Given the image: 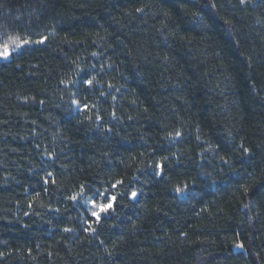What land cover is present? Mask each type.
Listing matches in <instances>:
<instances>
[{
    "label": "trees",
    "instance_id": "obj_1",
    "mask_svg": "<svg viewBox=\"0 0 264 264\" xmlns=\"http://www.w3.org/2000/svg\"><path fill=\"white\" fill-rule=\"evenodd\" d=\"M23 41L0 264H264V0H0V52Z\"/></svg>",
    "mask_w": 264,
    "mask_h": 264
},
{
    "label": "snow or ice",
    "instance_id": "obj_2",
    "mask_svg": "<svg viewBox=\"0 0 264 264\" xmlns=\"http://www.w3.org/2000/svg\"><path fill=\"white\" fill-rule=\"evenodd\" d=\"M240 3L241 4L245 3V0H240ZM137 11H140V9H137ZM40 42L42 43V41H40ZM23 43L26 44V43H28V41H23ZM16 47L20 48L21 45L17 44ZM9 55H10L9 48H8L7 45H4V50H3V52H0V57L7 58ZM85 83L88 84V85H91L93 83V81L92 80H87V81H85ZM73 103L77 104L78 101L73 100ZM85 107H87V106H85ZM176 136H180V133L177 132ZM245 151H247V149H245ZM156 167L160 168L161 166H160V164H157ZM49 175H51V173H49ZM156 175H161V172H157ZM121 183H122V181L118 180V181H116L115 184L112 185V187L115 188L118 184H121ZM181 191H182V189H180V188L176 189L177 193H180ZM83 192H84V188H83V186H81V191L79 193H77L76 195H73L71 197V199L73 201L77 200L78 197L83 196ZM100 195L103 196L104 193H100ZM131 195H132L133 198H135L137 193L133 192ZM115 199H116V197L113 196L111 198H108V202L107 203H100V204L95 203L94 200L93 201H88L89 203H92L93 209H94V210L91 211V216L95 217L96 221L98 222L101 219V214L102 213H108L109 210L113 209V201H115ZM65 231H70V229H65ZM237 247L239 248V247H241V245H237Z\"/></svg>",
    "mask_w": 264,
    "mask_h": 264
},
{
    "label": "rangeland",
    "instance_id": "obj_3",
    "mask_svg": "<svg viewBox=\"0 0 264 264\" xmlns=\"http://www.w3.org/2000/svg\"><path fill=\"white\" fill-rule=\"evenodd\" d=\"M20 45H21V47L20 48H17L16 47V45L15 46H13L12 48L11 47H8L9 48V51H10V55L7 57V58H4V57H0V61L1 62H6V61H9L10 60V58L12 57V55H14V54H16V53H18L20 50H22L23 48H25V47H31L33 44H31V43H26V44H24V43H19ZM3 50H4V47L1 49V52H3ZM184 193H185V191L183 190V191H181L180 193H178V195L179 196H184ZM136 198V197H135ZM135 198H133L132 196H131V200H135ZM89 201H93V200H89ZM95 203H97L96 201H95ZM97 204H100V203H97ZM87 206H88V208H89V210H90V212L92 211V210H94L93 209V205H92V203H89V202H87ZM102 214H104V213H102ZM95 218V217H94ZM242 249L239 247H235L234 248V251L235 252H239V251H241Z\"/></svg>",
    "mask_w": 264,
    "mask_h": 264
}]
</instances>
